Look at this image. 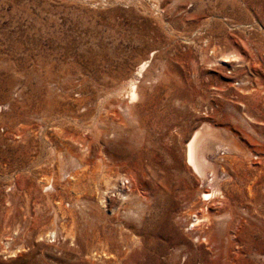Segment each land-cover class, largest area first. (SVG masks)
<instances>
[{
	"label": "rangeland",
	"instance_id": "374dc122",
	"mask_svg": "<svg viewBox=\"0 0 264 264\" xmlns=\"http://www.w3.org/2000/svg\"><path fill=\"white\" fill-rule=\"evenodd\" d=\"M1 106L0 264H264V0H0Z\"/></svg>",
	"mask_w": 264,
	"mask_h": 264
},
{
	"label": "bare ground",
	"instance_id": "6f19581e",
	"mask_svg": "<svg viewBox=\"0 0 264 264\" xmlns=\"http://www.w3.org/2000/svg\"><path fill=\"white\" fill-rule=\"evenodd\" d=\"M211 140L212 141L215 140L217 141V143H219L215 145L217 148L226 147L231 149L234 148L237 151H243V149L240 146L235 144L230 139L228 140L224 138L218 131L206 129V130H199L194 134L192 140L188 145L187 164L191 167V169L194 172H196L199 175V178L197 179L199 185L198 187L195 188L194 192L197 194H202V198H204L203 199L204 201L215 198L217 191H219V181H220L219 179L220 175L218 174L219 169L215 164H213V162L211 163L207 160L208 152H212V149L216 148L215 146L213 147L209 143ZM228 145L230 147H228ZM205 168L211 170L210 171V173L212 172L211 177L207 178L204 175ZM129 185L130 182L128 180L127 187H129ZM207 188L212 189V192L208 193L206 191ZM186 190H188L189 192L191 191V194L189 193L188 195V199L191 200L193 198L194 192L193 190H191L190 187H187ZM217 196L220 197V195ZM202 203L203 202L201 200L191 201L189 205V209L193 210L192 215L191 214L187 215L186 213H183L181 215L179 214L180 215L179 218L181 220V224L185 227L189 226V224H191L192 222L193 225L192 227L189 228L190 233L194 234L195 232H198L197 236L199 238H204V240L208 241L210 238L212 228L209 227L207 228L205 222L215 214L214 212L211 213L212 207L208 206V204L204 206ZM214 217H216V215ZM191 218L194 219L192 220Z\"/></svg>",
	"mask_w": 264,
	"mask_h": 264
},
{
	"label": "built area",
	"instance_id": "2783aa9c",
	"mask_svg": "<svg viewBox=\"0 0 264 264\" xmlns=\"http://www.w3.org/2000/svg\"><path fill=\"white\" fill-rule=\"evenodd\" d=\"M5 108V106H1L0 107V111L2 110V109H4ZM123 179V178H122ZM120 180V182H119V184H120V186H122V187H124L125 189H124V191L126 192V191H128L129 190V188L130 187H127V185H128V180L126 179V180Z\"/></svg>",
	"mask_w": 264,
	"mask_h": 264
}]
</instances>
